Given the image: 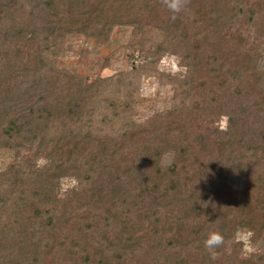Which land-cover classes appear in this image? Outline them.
Instances as JSON below:
<instances>
[{"label":"trees","instance_id":"16d2710c","mask_svg":"<svg viewBox=\"0 0 264 264\" xmlns=\"http://www.w3.org/2000/svg\"><path fill=\"white\" fill-rule=\"evenodd\" d=\"M125 1L130 0H0V88L6 93L4 97H0V147L13 151L23 146L36 145L46 153L47 163L38 170L35 180L32 181V186L35 185L36 188L34 196L48 199L45 207L50 205L55 209L58 204L68 207L72 203L71 200L51 201L53 189L60 182V178L67 176L65 174L75 175L81 169L75 156L66 148L73 144L72 140L79 137L80 140L87 139L95 121L99 125H111L110 115L114 118L125 117L137 104L132 90L136 81L133 74L118 75L120 90L116 92L117 95L104 97V93H100L96 88L99 85L94 86L92 83L88 88L82 89L77 83L76 72L58 68L56 59L70 50L67 41L86 38L98 46L103 44V39H107L115 27L136 28L135 36L138 37V30L140 33L136 48L141 49L145 57L156 61L157 57L170 52L184 59L189 72H194L199 57H194L191 61L189 59L191 54H197L194 46L199 45V41L192 42L181 30L182 15L188 10H196L197 2L202 5L207 3L208 8L212 9L210 15L217 22L226 18L224 6L237 0H184L180 12L173 13L169 9L170 15H175L176 18L160 23L156 32L161 37L156 38V42L149 43H146L149 40L145 38V26L142 25L145 18L131 16L129 11L124 12L126 9L123 10L121 6ZM142 3L144 8L155 3L161 7L166 6L165 0H144ZM24 8L26 10H23ZM127 15L129 18L125 19ZM260 18L264 21V6ZM33 44H37V48H33ZM11 49L14 56L8 57ZM25 50L29 54V62L22 65L19 58ZM82 58L86 60L87 55ZM6 70L8 74L5 73ZM262 78L263 72L259 74L261 81ZM170 79L165 80L171 84L174 91V108L160 116L159 120H156V128L152 126L150 132L144 135L148 136L153 144L156 136L160 139L153 149L154 154L145 155L141 168L136 169L135 180L149 183V168L145 167L146 163H150V158L156 163L163 150L175 146V143L168 139L167 132L180 131L181 143L185 142L187 150L178 148L176 162L161 173L162 181L159 169L156 170V181L159 185H152L150 189L145 190L142 186L143 191L132 200L135 210L142 213L140 221L144 219L149 222L143 221L144 225L139 224V232L144 229L153 233L148 237V243L151 248L154 247L156 264H186L180 251L187 253L192 242H197L208 251V264H232V258L223 253V244L215 249L218 255L212 259L204 241L211 232H219L225 237L241 228L253 230L257 221L250 217L251 213L258 209L256 206L264 209V88L260 89V101L250 102V97H247L246 92L241 90L240 82H237L230 85L231 89H228L221 102L206 104L201 102L190 88L188 76L184 80L173 77ZM106 81H101L102 88L108 85ZM188 107L206 116H227V129L216 130L214 133L208 130L195 135L191 140L179 130L180 126L178 128L180 122L185 123L178 119V114L181 115V110ZM260 126L263 131L258 132ZM122 136L120 143L137 137L130 135V130ZM246 156H249L248 159ZM92 157L95 159L91 164L98 165L100 176L93 187L78 199L81 201L78 210H88L86 203L109 210L115 199L120 200L125 196L127 198V192L120 184L121 179L114 178L105 167L106 162H115L114 157L105 153H102L100 158L95 155ZM185 157H188L187 160H194L191 172L187 171L183 164L180 171L176 164L186 161ZM216 158L218 161H215ZM230 170L240 174L245 180L246 185L242 190L232 192L224 183V175ZM190 173L193 179L196 176L199 178L195 183L198 187L192 190L189 188L192 179L189 177ZM213 173L214 176L211 175ZM131 174L132 171H127L124 176L132 180ZM182 174L185 178L181 177ZM114 180L118 182L115 183ZM25 184L15 166L8 165L0 170L1 219L6 216L11 205L9 194L21 190V186ZM73 192L74 190L71 191ZM196 192H199V196ZM253 192L259 195L255 206L251 200ZM21 193L25 196L23 191ZM21 202L17 207L19 214H23L26 208L31 206L28 198ZM187 204L191 205L189 212L192 215L198 218L208 217L206 222L198 221L197 225H190L186 220ZM221 206L223 208L219 209ZM218 209V214L214 216L213 212ZM44 210L42 214L47 216L45 223L48 228L45 233L50 234L55 229L54 212ZM71 211L70 209L62 215V227L68 222L67 216H71ZM245 212H248L247 216L242 219ZM38 214L33 212L31 215L36 218ZM17 216L20 220L24 219L21 215ZM92 217V222H99V215ZM117 217L110 219L115 220ZM160 221H163V227L168 234L166 244L164 237H160V234L164 235V231H158ZM30 222L31 220L26 224ZM117 224L119 231L114 235L113 244L114 252L121 258L122 255L133 254L134 248L142 243L140 238H136L138 231L134 226H126L124 222ZM111 225L113 223L106 224L107 227ZM15 226L20 225L15 223ZM13 233L15 234L12 237L16 235L13 248L0 247V264H38V241H35L36 238L30 239L32 235L29 234V229L22 228ZM88 240L84 238L81 243L74 242L69 248L75 249L76 254L80 255L81 264L98 262L96 258L99 251ZM69 255L67 257L71 260ZM259 258L253 254L247 258V262L252 263ZM220 259H223V263L219 262ZM144 260H148V256H145Z\"/></svg>","mask_w":264,"mask_h":264},{"label":"rangeland","instance_id":"374dc122","mask_svg":"<svg viewBox=\"0 0 264 264\" xmlns=\"http://www.w3.org/2000/svg\"><path fill=\"white\" fill-rule=\"evenodd\" d=\"M143 1H125L121 8L126 9L124 12L129 11L131 16L145 18V22L141 20L142 25L145 26V38L149 40L146 43L156 42V38L161 37L156 32V27L167 20L170 22L173 15H170L168 7L165 5L161 7L158 3L149 4L148 8H144ZM203 4L206 6L202 5L201 2H197L195 4L196 10H188L182 15L181 30L192 42L199 41V45L195 44L194 46L197 54H191L189 59L191 61L194 57H199L194 72H189L188 68L187 72L183 74H174L167 70L162 61L165 57L171 56L179 58L180 64L178 67H186L184 59L170 52H165L162 56L157 57L156 61L145 57V53L136 48L137 41H140L138 40L139 30L138 37L135 36L136 28L115 27L107 39H103V44H98V46L86 38H75L67 41V47L71 51L68 50L62 53L60 58L56 59L58 68H67L76 72L78 76L76 78L77 83L82 89L88 88L92 83H94V86L99 85L96 88L100 93H104V97L117 95L116 92L120 90V83L117 81L118 75L133 74L136 76V81L132 86V90L137 104L133 106L131 113L125 117L114 118L113 115H110L109 122L111 125H99L95 121L87 139L80 140V137L76 138L72 140L73 144L71 143L66 147L69 148L70 154L75 156L81 169L75 175L69 172L70 174H65L67 176L63 175L60 178V182L53 189V200L55 201H51L71 200L72 203L68 207L66 206L67 208L61 204H58L55 209L50 205L45 207V202L48 199H40L38 195L34 196L36 188L35 185L32 186V181L35 180L38 170L46 164L41 165L40 161L47 162L45 152L36 145L23 146L13 151L7 147H0V170L8 165H13L20 173L21 179L24 178V182H26L25 186H21V190L9 194L8 199L11 205L6 216L2 219L0 217V247L8 249L10 246L13 248V241L16 237V235L12 237L15 234L13 231L17 232L19 229L25 228V230L29 229V234L32 235L30 239L36 238L35 241H38L39 254L37 258L40 261L38 264H81L80 255L76 254L75 249L69 250V248L75 244L74 242L81 243L80 241H83L84 238H88L90 244L99 251L96 258L98 262L93 261L91 264H143L145 262L156 264L154 247L151 248L150 243H148V237L153 233L144 229L139 232V224L144 225L145 221L144 219V222L140 221L142 213L135 210L132 200L135 195H139L143 190L150 189L152 185H159L156 181V170L159 169L162 181L161 173L176 162L178 148L187 150L185 142L181 143L180 131L175 130L172 133L166 131L169 135L168 139L175 143V148L170 147L163 150L156 163H153L152 158H150V163L145 162V167L149 168V183L144 184L141 180H135L136 169L141 168L145 155L152 156L154 154L153 149H155L160 139L156 136L153 144L150 138L148 136L144 137V135L150 132L152 126L156 128V120H159L160 116H164L165 113L174 108V91L171 84L167 83L166 80L170 81V77L184 80L188 76L190 88L196 97L206 104L214 101L221 102L223 97L227 95L230 85L237 82H240L241 90L246 92L247 97H250L248 98L250 102L260 101L262 94L260 89L264 88V78H262V81L259 79V74L264 73V66H261V62H264V21L260 18L263 15L264 0H237L233 4L229 3L224 6L227 14L226 18L217 22L210 15L212 9L208 8L207 3ZM129 15L125 19L129 18ZM197 47H199L198 50ZM33 48H37V44H33ZM8 54V57H13L14 51L11 49ZM85 55H87L86 60L82 58ZM19 61L22 65L29 62V54L26 53V50L21 52ZM140 67L143 68L140 69ZM6 68L8 69V66ZM214 71H218V73ZM155 72L157 75H154ZM5 73L8 74L9 72L6 70ZM101 81H106L107 88L101 87L103 84ZM127 82L129 83V81ZM5 94V91L0 88V97H4ZM105 106L108 112L107 103H105ZM178 119L185 122L178 124V128L180 126L179 130L187 134L191 140L195 135L208 130L214 133L216 130L224 131L227 129V121L223 120V116H206L190 107L182 109L181 115L178 114ZM129 130L130 135L133 134L137 137L130 138L125 143H120L122 135ZM259 131H263L261 126L258 128ZM140 133L142 134L138 136L137 134ZM166 152L174 153V159L170 166L163 167L160 159ZM102 153L114 157L115 162H106L105 167L112 173L114 178L121 179L120 184L127 192V198L125 196L120 200L115 199L109 210L100 209L99 205L93 207L87 203L88 210L86 208L78 210L81 203L78 199L93 187L100 176L98 165L91 164V161L95 159L92 156L95 155V157L99 156L100 158ZM247 157L249 156H246V159H248ZM187 159L188 157H185L186 161L176 163L180 171L182 170L181 164L189 172L194 167V160ZM215 161H218L217 158ZM127 171H132V180L124 176ZM191 175L192 173L189 177ZM211 175L214 176V173ZM240 176V174L231 170L224 175V183L230 191H240L239 189L242 190L245 187V180ZM71 177H75L78 184L74 188L65 189L62 180ZM181 177L185 178V175L182 174ZM206 177L209 178L207 175ZM191 178L189 188L192 190L198 187L195 183L199 178L197 176L194 179L192 176ZM165 180L166 178H164ZM114 181L115 183L118 182ZM142 186H144L143 190ZM72 190H74L73 193H71ZM22 191L25 196H22ZM196 194L199 196V192H196ZM24 198L30 200L31 206L26 208L23 214H19L17 207L20 206ZM258 199V193L253 192V199L251 200H253L252 204L254 206L257 204ZM208 205L207 203V207ZM256 207L258 209L250 215L257 221L254 224L256 225L254 229H238L251 232L247 246L245 242L235 240V234L238 230L224 237L222 250L226 256L232 258V264H264V211H262L264 209L259 206ZM222 208L221 206L219 209ZM44 209L47 211L53 210L54 212L55 229L50 234L45 233L48 228L45 223L47 216L42 214L45 211ZM70 209L72 210L71 216H67L68 222L62 227L64 220L62 215ZM190 209L191 205L187 204L185 212L188 219L186 220L190 225H197L198 221L208 219V217L198 218L192 215L189 212ZM219 209L213 212L214 216L218 214ZM38 211L40 214H38ZM33 212H37L38 217H32ZM247 213L243 214L242 219L247 216ZM17 214L23 216L24 219L20 220ZM94 215L100 216L98 223L92 222V216ZM113 216L118 217L115 220L110 219ZM29 220H31L30 224H26ZM108 222L113 223V225L107 227ZM118 222L120 224L124 222L126 226H134L135 230L138 231L136 238H140L142 243L134 248L133 254L122 255L121 258H118V255L114 252L115 246L113 244L114 235L119 231ZM15 223L20 226H15ZM158 231H164V235L160 234V237H164V244H166L168 234L163 227V221H160ZM246 248H250L251 251L246 250ZM13 252L15 253V251ZM180 252L183 254L182 257L186 264H208L206 260L208 251L203 249L202 245L197 242H192L187 253L182 250ZM253 254L261 259L248 263L247 258ZM68 255L71 260L67 257ZM145 256H148V260H144ZM219 262L223 263V259H220Z\"/></svg>","mask_w":264,"mask_h":264},{"label":"clouds","instance_id":"9594fccd","mask_svg":"<svg viewBox=\"0 0 264 264\" xmlns=\"http://www.w3.org/2000/svg\"><path fill=\"white\" fill-rule=\"evenodd\" d=\"M166 6L173 12L178 13L181 11L184 0H165ZM175 15L172 16V19H175ZM162 64L167 67V70L171 71L172 73H186L187 68L184 66H179L180 60L178 57L171 56L165 57L162 61ZM261 66H264V62H261ZM228 119L227 116L223 117V120L226 122ZM174 159V153L166 152L161 156L160 163L163 167H168L172 164ZM47 163L44 160L40 161V164L43 165ZM78 184V180L75 177L71 178H63L62 185L65 189L67 188H74ZM251 236V232H246L244 230H238L235 234V240L237 242L243 241L247 246L248 238ZM224 243V237L219 232H211L207 239L204 241L205 247L209 250L212 259H215L218 253L215 251L217 247ZM246 250L251 251L250 248H246Z\"/></svg>","mask_w":264,"mask_h":264}]
</instances>
